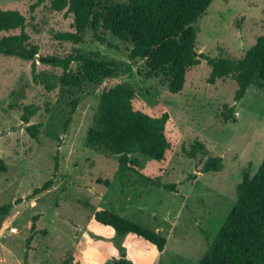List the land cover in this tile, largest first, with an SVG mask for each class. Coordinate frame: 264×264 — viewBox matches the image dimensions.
<instances>
[{"label":"rangeland","instance_id":"rangeland-1","mask_svg":"<svg viewBox=\"0 0 264 264\" xmlns=\"http://www.w3.org/2000/svg\"><path fill=\"white\" fill-rule=\"evenodd\" d=\"M51 1L31 11L37 0H0L1 9L25 17L30 45L38 47L37 71L60 76L61 70L42 59L65 57L77 48L113 62L114 72L110 79L47 93L33 83L30 62L0 55V158L6 167L0 172V208L21 200L0 216V264H111V250L119 252L116 244L133 264H197L235 205L242 175L253 176L264 158V87L250 86L235 104L236 123L224 124L220 113L225 104H234V81L209 84L210 69L201 61L188 70L182 91L170 94L163 77L146 78V62L130 60L131 45L108 32L99 31L104 43L93 40L89 30L81 44L56 41L55 34L73 32L72 16L51 11ZM193 27L197 54L241 59L264 36V0H213ZM115 83L133 90L134 110L150 117L169 115L164 161L130 155L139 166L123 179L119 157L90 148L85 140L98 118L102 87ZM27 106L37 111L24 124ZM33 124H41L38 140L25 131ZM196 142L206 156H188ZM55 157L58 170L51 189L27 200L50 179ZM209 157L222 158L220 172L201 173ZM165 185L175 188L169 191ZM97 210H112L160 233L164 250L159 253L134 236L117 237L94 222Z\"/></svg>","mask_w":264,"mask_h":264},{"label":"trees","instance_id":"trees-1","mask_svg":"<svg viewBox=\"0 0 264 264\" xmlns=\"http://www.w3.org/2000/svg\"><path fill=\"white\" fill-rule=\"evenodd\" d=\"M44 0L30 7H38ZM213 0H52L50 10L72 16L73 32L57 33L56 41L81 44L87 30L96 42L104 43L99 31L131 45L130 60L146 62V78L162 76L168 93L179 94L185 84L189 69L201 61L209 67V84L218 80L231 79L237 85L233 105L225 104L220 113L224 124L236 123L235 104L240 102L252 85L264 87V36L259 37L253 47L241 59L222 56L209 57L197 54L195 42L197 30L193 27L206 12ZM26 19L18 11L0 8V34L19 31L18 34L0 38V55L18 58L31 63V78L34 84L50 93L56 88H77L85 83H94L113 76L114 64L96 56L85 55L73 48L65 57H49L42 63L61 70L58 76L53 72H38V47L30 45L25 32ZM134 92L125 83L104 85L99 93L98 118L94 127L86 133V144L90 148L102 149L116 155L119 175L123 179L131 167H138L137 159L130 155L139 154L157 162L164 161L167 151L165 128L169 115L150 117L134 110ZM36 108L27 106L21 117L24 124L36 114ZM75 111V103L67 119L69 123ZM26 133L38 140L41 124L28 125ZM206 156L205 147L196 142L188 156ZM222 169L221 157H209L201 173H218ZM58 170V158L49 180L33 189L27 200L47 192L54 184ZM0 172L6 167L0 158ZM193 179V178H192ZM173 191L174 185L161 186ZM157 186V188H161ZM18 199L0 208V216L7 215ZM93 220L102 227L111 228L117 237L130 235L152 245L159 253L164 250L166 240L158 232L139 226L112 210H97ZM119 256L111 264H133L118 247ZM62 264H68L64 262ZM197 264H264V158L253 176L242 175L236 189V202L226 217L204 256Z\"/></svg>","mask_w":264,"mask_h":264},{"label":"crops","instance_id":"crops-1","mask_svg":"<svg viewBox=\"0 0 264 264\" xmlns=\"http://www.w3.org/2000/svg\"><path fill=\"white\" fill-rule=\"evenodd\" d=\"M117 253H118V252H116L115 249L111 250V255L114 256L113 258H118Z\"/></svg>","mask_w":264,"mask_h":264}]
</instances>
